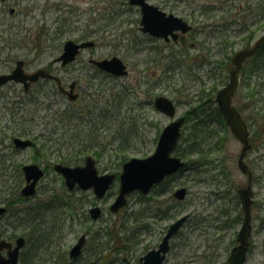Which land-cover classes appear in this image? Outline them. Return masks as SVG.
Returning a JSON list of instances; mask_svg holds the SVG:
<instances>
[{
	"label": "rangeland",
	"instance_id": "rangeland-1",
	"mask_svg": "<svg viewBox=\"0 0 264 264\" xmlns=\"http://www.w3.org/2000/svg\"><path fill=\"white\" fill-rule=\"evenodd\" d=\"M148 1L194 26L183 46L143 33L138 28L139 8L128 0H0V72L13 68L19 58L25 60L27 70L50 63L62 86L67 88L75 81L78 93V99L71 101L59 91V82L51 79L26 91L19 83L0 90V205L6 206L16 188L20 194L25 183L22 165L37 163L45 170L35 195L10 205L0 218V237L26 238L23 233L28 228L21 224L26 219H20L23 207L56 192L63 199L69 196L75 200L80 212L63 209L62 232L56 228L57 246L66 255L79 236L86 234L83 259L76 264L89 257L88 242L96 229L109 226L116 234L124 221L129 229L136 227L128 247L124 249L115 239L110 244L119 256L138 264L139 256L157 247L167 226L186 213L190 217L170 239L162 264L224 263L241 222L234 218L241 210L237 189L247 183L246 173L237 165L241 143L228 127L218 133L221 149L207 155L208 163L201 171L185 169L174 174L155 186L143 203L136 194L129 195L128 204L116 213L110 212L109 205L118 180L110 187L112 191L97 200L92 189L68 191L53 168L55 163L82 164L90 156L99 173H116L118 177L125 160L151 154L161 129L170 121L154 107L157 95L174 101L176 116H185L182 136H188L198 114L207 108L208 103H202L228 80V57L230 62L237 49L264 32V0ZM246 23L248 29L238 31ZM84 33L91 34L84 39L94 41L93 47L82 49L66 68L53 61L66 39L81 40ZM111 56L126 64V75H107L88 62ZM249 66L246 61L242 67L233 99L238 104L237 97L240 100L243 95L241 101H247L248 91L254 88L256 92L253 109L245 111L256 119L258 135L245 156L253 174V203L252 235L244 264H264V75L250 73ZM13 136L29 138L33 145L14 149L10 145ZM182 136L179 142L183 145ZM3 159L8 164L5 170ZM181 186L187 194L177 200L172 193ZM162 188L163 193H158ZM94 205L102 210L97 219L89 215ZM50 217L44 213L38 220L46 224Z\"/></svg>",
	"mask_w": 264,
	"mask_h": 264
},
{
	"label": "water",
	"instance_id": "water-1",
	"mask_svg": "<svg viewBox=\"0 0 264 264\" xmlns=\"http://www.w3.org/2000/svg\"><path fill=\"white\" fill-rule=\"evenodd\" d=\"M132 5L139 6L141 16L139 28L142 32L148 33L157 38L169 40L171 37L176 40L178 32L183 34L180 40L184 41V33L191 28L183 18L166 13L158 8L157 5L149 3L147 0H128ZM264 42V33L261 34L251 45L238 49L231 58L232 68L229 70V78L227 83L218 90L216 94V102L218 108L223 115L226 124L230 130L242 143V147L238 157V165L246 171V165L243 163V157L246 150L250 147L248 140V128L240 113L231 104V98L238 87L239 71L244 59L250 57ZM94 41L83 40L77 42L73 39L64 41L61 53L56 56L53 61H59L62 65L73 61L82 48L92 47ZM99 68L122 76L127 73L126 65L118 56H111L103 59H91ZM22 60L16 62L15 68L8 74L0 75V84L13 79L27 85L28 80L34 81L39 77H55L54 74L37 69L33 73L26 74L21 68ZM74 98V95H70ZM153 104L157 110L164 113L170 118L176 114L174 102L167 96L157 95L153 99ZM184 121L183 116L173 118L166 124L159 134L154 151L146 157H131L122 164V171L119 175V187L117 195L109 206L111 212H117L121 207L127 204V195L133 191H139L146 194L154 184L159 183L165 176L176 172L183 168L186 164L179 156L173 155L172 151L177 145L180 136V128ZM14 144L17 147L25 148L32 144L30 139L21 137L14 138ZM54 169L58 171L65 181V185L69 190L75 186L85 190L92 188L95 196L100 199L104 196L107 189L115 178L114 173L98 174L94 159L90 156L85 158L83 165H66L62 163L54 164ZM25 178V184L22 186L20 193L24 197L32 196L35 191V185L40 177L44 174L43 169L36 163H27L22 166ZM244 212L243 221L238 231L237 240L239 244L235 245L227 258V264H243L245 261L246 247L248 237L250 235V204H251V187L250 184L238 190ZM186 193L185 187L176 189L173 195L182 199ZM6 211V207L0 205V216ZM90 216L96 219L101 209L99 206L91 207ZM188 215H182L167 227L166 233L163 235L160 243L156 248L148 250L139 257V264H161L169 249V239L178 232ZM85 242V234H81L76 243L69 249V257L76 258L82 251ZM23 236L15 238L14 243L4 238L0 239V264H18L19 252L24 245ZM6 249V254H2V250ZM126 264H134L124 258Z\"/></svg>",
	"mask_w": 264,
	"mask_h": 264
},
{
	"label": "trees",
	"instance_id": "trees-1",
	"mask_svg": "<svg viewBox=\"0 0 264 264\" xmlns=\"http://www.w3.org/2000/svg\"><path fill=\"white\" fill-rule=\"evenodd\" d=\"M90 35L89 33L81 34L83 39ZM247 61L250 65V73L255 71L259 76L264 75V45ZM225 64H230L229 57ZM226 77L227 74L225 75V78ZM262 81L264 82V76ZM255 94L254 88H251L247 93L248 100L241 101L242 95L240 100V96L236 98L238 104H235L238 111L242 114L243 119L247 122L250 130H254H252L251 140H253L254 136L258 135V130L254 127L256 119L250 113L246 115L245 111L247 108L253 109L256 100V98H254ZM235 95L234 99L236 97ZM212 96L205 99L206 101L202 104L208 103L207 108L202 110L197 116L196 120L202 123L201 126H197L198 122L195 121L194 124L191 125V128H194L192 130L190 129L189 135L182 136L181 141L185 140L186 142L183 145L179 142L175 149L176 154L182 157L188 158L192 155L196 156L187 159L188 165L186 169H190L192 173L201 171L202 166L208 163V154L212 151L221 149L220 145H222V142L221 138L219 139L218 137V133L222 127H226V125L223 122L222 116ZM211 116L213 117L212 122ZM209 126L212 127L210 128ZM218 126L219 128L216 129ZM213 137H216L214 141L211 139ZM3 161L1 167L5 170L8 164L5 163L4 159ZM157 191L158 190H156V194ZM158 193H163V188L159 190ZM12 195L13 196L6 201L8 207L14 203L24 201V198L21 197L17 188L15 192L13 191ZM137 196L140 202L143 203L146 196L139 194H137ZM63 197L57 195L56 192H51L48 196L44 197L43 200L36 201L33 205L23 207L24 209L21 213L23 216H20V219L25 217L24 219L26 220L21 221V224L24 228H28V230L23 233L26 236V244L21 251L20 264H76L83 259L82 254L76 259H70L68 255H66V251L57 246L56 243V237H59L57 235V230L59 229V231L62 232L63 228L62 222L60 221L63 211H73L80 214L79 211H76L78 209H76L75 200H71L69 196L67 199H63ZM167 210L168 208L164 211ZM61 211L62 213L60 214ZM44 213H48V216L51 215L49 223L44 224L38 220L41 214ZM126 222L127 221H124L120 225L119 230L122 231L121 234H119V230L114 234L112 231L113 229L109 226H106L104 229H96L92 234V241L90 240V242H88L90 246L89 257L81 264H124L122 260L123 257L119 256L117 250H115L117 248L111 246L110 241L115 239L121 241L120 245L124 249L128 247L136 227L129 229ZM6 237L10 239L11 235H6ZM56 246L58 249H56Z\"/></svg>",
	"mask_w": 264,
	"mask_h": 264
},
{
	"label": "flooded vegetation",
	"instance_id": "flooded-vegetation-1",
	"mask_svg": "<svg viewBox=\"0 0 264 264\" xmlns=\"http://www.w3.org/2000/svg\"><path fill=\"white\" fill-rule=\"evenodd\" d=\"M240 6L241 7H244L243 6V4H240ZM158 8H160L159 6H158ZM161 9V8H160ZM161 10H163V9H161ZM10 11L12 12V11H14V7H10ZM163 11H165V10H163ZM166 12V11H165ZM166 13H170V12H166ZM183 18V17H182ZM184 19V18H183ZM187 21V20H186ZM256 22V19H254V22L253 23H255ZM189 24H191L190 22H188ZM252 23V22H251ZM191 30L188 32V33H190L194 28V26L191 24ZM243 29H248V24L246 23L245 25H243V27L240 25L239 26V29H238V31H241V30H243ZM188 33H186L184 36H186L185 37V40L182 42L181 40H180V36L182 35L180 32H178V37H177V39L176 40H173V39H170V41L171 42H174V43H176V44H180L181 46H183L185 43H186V41H187V39H188ZM169 42V41H168ZM251 43V41H249L247 44H250ZM263 45H264V43H263ZM262 45V46H263ZM78 55H79V53H78ZM77 55V56H78ZM77 58V57H76ZM18 60H22V65H21V68H22V71L24 72V73H26V74H30V73H33L35 70H37V69H44L45 71H49V72H51V70H50V68H49V64L48 65H44V66H39V67H37L36 69H34V70H27V68H26V63H25V60L24 59H22V58H19V59H17L16 60V62L18 61ZM75 61V60H74ZM16 62H15V66H16ZM73 62V61H72ZM72 62H69V63H66L65 65H62L61 63V66L62 67H64V68H66V65H68V64H70V63H72ZM89 62V64H90V66H92V68H95V70H98L99 72H103V73H105V74H109V73H107V72H105V71H101L100 69H98L97 68V66L95 65V64H93V63H91L90 61H88ZM15 66L13 67V68H11L10 70H8V71H5V72H0V75L1 74H8V73H11V71L15 68ZM109 75H111V74H109ZM113 76V75H112ZM45 79H51V80H57L59 83H58V86H59V91H61V93L62 94H65V95H67L68 96V98L71 100V101H75V100H77L78 99V93L76 92V89H75V85H76V82L75 81H73L72 83H70L69 84V87H64V86H62V84L60 83V81H59V78L58 77H55V78H48V77H39V78H37L36 80H34V81H29L28 80V82H27V85L26 86H24V83L23 82H20V81H15V80H13V79H10V80H8V81H6V82H4V83H2V84H0V90L3 88V87H5L6 85H8V84H10V83H19V84H21L22 85V87H23V90H28V88L29 87H31V86H33V85H35V84H37V83H39L41 80H45ZM70 95H74V98H70ZM11 102H13V101H11ZM250 135H251V132H250ZM15 137H18V136H13L12 137V141H11V146H13L14 147V149L15 148H19V147H17V146H15V144H14V138ZM23 138V137H22ZM26 139H29V138H26ZM31 140V139H30ZM32 141V140H31ZM0 143L2 144V140L0 139ZM33 145V141H32V144H31V146ZM251 148H252V146H251ZM20 149H24V148H20ZM250 150V149H249ZM244 160H245V162H246V158H244ZM246 175H247V181L248 182H250V185L252 186V178H253V174H252V171L250 170V168L248 167V164H247V162H246ZM243 185H241V186H239V188L238 189H240L241 187H242ZM238 189H237V197H238V200H239V202H240V197H239V194H238ZM252 190H253V188H252ZM252 196H253V191H252ZM252 203H253V199H252ZM252 203H251V206H250V225H251V228H250V237H251V235H252V223H251V210H252ZM240 207H241V202H240ZM240 213H242V208H241V210L234 216V218L236 219V218H239V219H241V222H242V218H243V214H242V217L240 216ZM241 222H240V224H241ZM236 223V222H235ZM238 232V231H237ZM236 237H237V233H236V236H235V239L233 240V243H232V245L230 246V248H229V251H230V249L234 246V245H236L237 244V239H236ZM249 247H250V238H249V245H248V248H247V253H248V249H249ZM229 251H228V255H229ZM228 255H227V257H226V259H225V261H224V263L223 264H227L226 263V261H227V258H228Z\"/></svg>",
	"mask_w": 264,
	"mask_h": 264
}]
</instances>
